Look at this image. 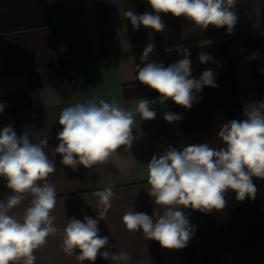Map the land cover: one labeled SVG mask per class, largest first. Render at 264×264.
Returning a JSON list of instances; mask_svg holds the SVG:
<instances>
[{
    "label": "crops",
    "instance_id": "crops-1",
    "mask_svg": "<svg viewBox=\"0 0 264 264\" xmlns=\"http://www.w3.org/2000/svg\"><path fill=\"white\" fill-rule=\"evenodd\" d=\"M129 10L153 13L147 0H0V103L5 105L0 130L12 126L18 136L27 131L33 143L47 138L45 152L56 168L48 181L57 190L52 215L58 228L73 217L98 219L102 209L94 193L111 187L114 198L98 222L99 234L109 238L107 250L128 253L129 264H264V179L256 178V203L238 201L228 191L224 209L208 214L182 209L196 228L182 249L163 248L122 222L130 209L153 215L156 206L147 183L153 155L159 157L169 146L223 147L217 135L222 124L245 119L250 104L264 101V0H235L232 10L238 21L231 34L226 27L201 30L171 14H161L163 32L144 26L134 31L125 17ZM152 42L153 52L144 63L167 67L183 58L179 49L186 47L192 76L212 69L217 87H204L190 110L169 99L152 105L154 119L141 120L135 114L137 99L159 97L136 79L135 65L144 66L141 55ZM201 52L214 60L200 63ZM254 53L256 58L249 60ZM93 96L134 112L135 139L128 151L121 147L106 164L91 169L79 165L74 171L54 151L62 128L59 116L63 108ZM166 112L182 119L169 123L163 118ZM9 194L0 178V200ZM27 203L11 214L22 216ZM34 254L35 264H90L66 255L59 234L49 236ZM93 264L116 262L98 256Z\"/></svg>",
    "mask_w": 264,
    "mask_h": 264
},
{
    "label": "clouds",
    "instance_id": "clouds-1",
    "mask_svg": "<svg viewBox=\"0 0 264 264\" xmlns=\"http://www.w3.org/2000/svg\"><path fill=\"white\" fill-rule=\"evenodd\" d=\"M147 3L155 14L131 10L125 13L134 31L144 26L153 32H163L166 24L161 14L183 17L201 30L210 25L226 27L229 34L238 21L232 10L235 0H147ZM153 49L154 42L146 45L142 63L148 61ZM179 51L183 58L167 67L155 61L142 67L135 65L136 79L159 93L158 100L137 99L135 114L141 120L154 119L156 112L152 105H163L169 99L190 110L194 102H199L197 94L204 87H217L214 70L207 69L199 78L193 77L190 50L183 47ZM198 56L202 64L214 60L203 52ZM255 58L254 53L248 59ZM260 72L264 74V69ZM4 107L0 103V113ZM163 118L173 123L182 116L166 112ZM58 123L62 128L54 151L62 156L61 163L74 171L79 165L91 169L106 164L121 147L128 151L135 139L134 112L115 100L108 102L93 96L65 107ZM217 135L223 147L199 143L180 150L169 146L159 157L152 156L147 164V183L156 208L152 216L127 211L122 217L127 230L140 231L147 240H155L163 248L182 249L196 231L182 209L191 208L204 214L224 209L228 191L235 192L238 201L256 198L252 178L264 179V101L250 104L245 119L223 123ZM47 144V138H37L33 143L27 131L18 136L12 126L0 130V178L6 180L11 192L0 200V264H35V251L47 243L49 236L57 234L62 238L63 252L75 254L80 262L93 264L99 256L116 264H129L128 253L107 250L111 247L109 238L99 234L98 222L104 219L114 198L111 187L94 193L102 209L98 211V219L85 215L82 220L68 219L62 229L55 225L52 212L57 190L48 177L56 168L45 152ZM26 200L22 216L11 214L12 209Z\"/></svg>",
    "mask_w": 264,
    "mask_h": 264
},
{
    "label": "rangeland",
    "instance_id": "rangeland-1",
    "mask_svg": "<svg viewBox=\"0 0 264 264\" xmlns=\"http://www.w3.org/2000/svg\"><path fill=\"white\" fill-rule=\"evenodd\" d=\"M252 179H253L254 185L256 186V177H253ZM245 203H256V198L254 200H252V199H249L246 197Z\"/></svg>",
    "mask_w": 264,
    "mask_h": 264
}]
</instances>
